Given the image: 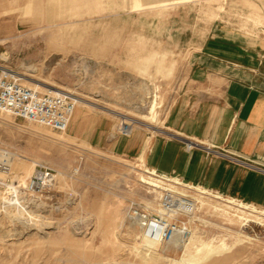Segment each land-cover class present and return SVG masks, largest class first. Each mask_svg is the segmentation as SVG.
Returning <instances> with one entry per match:
<instances>
[{
  "label": "rangeland",
  "instance_id": "obj_1",
  "mask_svg": "<svg viewBox=\"0 0 264 264\" xmlns=\"http://www.w3.org/2000/svg\"><path fill=\"white\" fill-rule=\"evenodd\" d=\"M214 33L264 49V0H0V59L31 85L82 103L65 134L0 114L14 177L26 180L31 163L59 174L40 198L0 204V264H180L203 255L198 264H264V217L211 190L186 189L203 207L170 219L173 234L147 249L132 212L158 217L165 193L144 182L154 183L142 156L91 144L99 128L147 143L160 136L143 125L162 130L189 56ZM123 118L136 122L129 137L116 130Z\"/></svg>",
  "mask_w": 264,
  "mask_h": 264
},
{
  "label": "crops",
  "instance_id": "obj_2",
  "mask_svg": "<svg viewBox=\"0 0 264 264\" xmlns=\"http://www.w3.org/2000/svg\"><path fill=\"white\" fill-rule=\"evenodd\" d=\"M161 129L165 135L147 143L135 135L113 138L111 128H99L91 139L104 141L91 144L120 156H142L145 166L162 176L264 210L261 46L252 47L244 37L229 34L214 33L203 40L189 56L185 80ZM189 142L199 147L188 150Z\"/></svg>",
  "mask_w": 264,
  "mask_h": 264
},
{
  "label": "built area",
  "instance_id": "obj_3",
  "mask_svg": "<svg viewBox=\"0 0 264 264\" xmlns=\"http://www.w3.org/2000/svg\"><path fill=\"white\" fill-rule=\"evenodd\" d=\"M23 76L15 69L7 66L0 59V114L13 119L23 120L36 124L55 133H66L76 107V97L70 92L49 87L36 90L23 84ZM117 128L118 135L129 137L132 127L125 124ZM190 150L199 147L189 142L186 145ZM212 155L221 154L213 150H206ZM12 152L0 148V204L10 208L25 205V197L30 200L40 198L46 192L54 189L58 182L59 174L56 170L40 163L33 166L32 173L23 187H19L13 181ZM158 176H162L156 173ZM182 182V181H181ZM160 208L165 212L172 211L177 214L183 213L184 204L180 203L171 193L164 192ZM141 229L148 230L147 236L159 240L169 238L173 232L175 222H167L160 215L151 218L148 215L132 212Z\"/></svg>",
  "mask_w": 264,
  "mask_h": 264
},
{
  "label": "bare ground",
  "instance_id": "obj_4",
  "mask_svg": "<svg viewBox=\"0 0 264 264\" xmlns=\"http://www.w3.org/2000/svg\"><path fill=\"white\" fill-rule=\"evenodd\" d=\"M5 59V58H4ZM22 81H23V84H25L27 87L29 88H32V89H38V90H43L42 88H40L39 86L37 85H31L30 83H28L27 81H24V77L22 78ZM47 87V86H46ZM51 88V87H49ZM54 89V88H52ZM89 104V103H88ZM76 105L78 106H81L82 103L76 101ZM154 105H155V102H151L150 103V108L151 110L154 109ZM93 106V105H92ZM82 108V107H80ZM88 108V107H87ZM75 111V110H74ZM74 113V112H73ZM2 115V114H1ZM154 115V114H153ZM7 116V115H6ZM154 117V116H153ZM120 121V120H119ZM122 123H120L119 125L122 127V128H125V124H128V125H134L136 124V122L130 120V119H125L123 118ZM138 123V122H137ZM39 126V125H38ZM145 129L151 131L152 133H157V134H160V135H165V132L160 130V129H156L154 127H151V125H143ZM42 127V126H40ZM131 127V126H130ZM135 127V125H134ZM118 128V127H117ZM117 130V129H116ZM67 133V132H66ZM65 134V133H63ZM170 134V133H169ZM171 135V134H170ZM169 135V136H170ZM173 136V135H172ZM31 164H34L35 163H31ZM33 165V166H34ZM31 170H32V166H30V169H29V172L27 173V175H30L31 173ZM146 173L149 175V180L153 181L154 183H150V182H146L144 181L146 184H148V186L154 188V189H160L162 192H168V193H171V194H176L178 195L179 197L181 198H176L177 200L180 201V203L184 204L185 208H183V213L182 214H177V213H174L173 211L171 213H167L165 211H159L161 213L160 216L165 219L167 222H169L170 219H174V218H184V217H187V219H191V217L194 215V213L196 212V209H197V204H199L200 207H203V203L200 202L199 200H197L194 196H191V195H188L189 192L187 190H191V191H194L196 193H200V194H203V195H208L209 192L205 191V190H201V189H198V187H195V186H188L187 184L181 182L180 180L178 179H175V178H170V177H167V176H158L156 174L155 171H152V170H146ZM13 174V181L18 184L19 187H23L25 184H26V181L27 179L30 177L28 176V178H26V180H23V176L20 177V178H16L14 177V173ZM16 176V175H15ZM142 180V179H141ZM187 189V190H186ZM215 199L219 200L221 199L219 196H214ZM227 204L229 205H233L235 207H237V209H241L242 211L243 210H248L250 213H253V214H258L262 217H264V210H258L257 208L253 207V206H248V205H245V204H242L241 202H237L235 200H232V199H229V200H226L225 201ZM218 210V209H217ZM20 214V213H19ZM244 214V213H242ZM238 219V218H237ZM244 222L246 223H252L251 221L247 220V219H244ZM256 224V223H255ZM261 226V225H259ZM255 228V227H254ZM143 230V242H144V246L147 248V249H153V247L155 245H158L160 243H162V240H159V239H156V238H150L147 236V232L148 230L146 229H142ZM143 250V249H142ZM203 250V249H201ZM144 251V250H143ZM142 251V252H143ZM146 252V250L144 251ZM143 252V253H144ZM148 252V251H147ZM205 252V251H204ZM213 252V251H212ZM144 256V255H142ZM197 259V258H196ZM205 259V256L203 255L202 257V260ZM208 259V258H207ZM189 260V259H188ZM202 260H200L198 258V261L195 262L194 260H190V261H187L186 260H182L181 259V263L180 264H198L199 262H202ZM194 261V262H193Z\"/></svg>",
  "mask_w": 264,
  "mask_h": 264
}]
</instances>
